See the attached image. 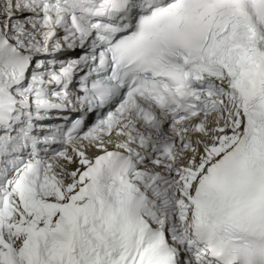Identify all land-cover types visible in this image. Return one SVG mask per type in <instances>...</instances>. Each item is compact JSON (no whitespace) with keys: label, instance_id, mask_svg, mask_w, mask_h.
<instances>
[{"label":"snow or ice","instance_id":"obj_1","mask_svg":"<svg viewBox=\"0 0 264 264\" xmlns=\"http://www.w3.org/2000/svg\"><path fill=\"white\" fill-rule=\"evenodd\" d=\"M0 264H264V0H0Z\"/></svg>","mask_w":264,"mask_h":264}]
</instances>
